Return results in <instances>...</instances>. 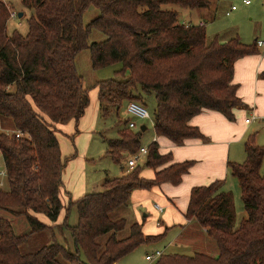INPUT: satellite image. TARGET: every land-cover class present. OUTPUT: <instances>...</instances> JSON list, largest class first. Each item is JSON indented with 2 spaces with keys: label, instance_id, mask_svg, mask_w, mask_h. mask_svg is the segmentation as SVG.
I'll use <instances>...</instances> for the list:
<instances>
[{
  "label": "trees",
  "instance_id": "obj_1",
  "mask_svg": "<svg viewBox=\"0 0 264 264\" xmlns=\"http://www.w3.org/2000/svg\"><path fill=\"white\" fill-rule=\"evenodd\" d=\"M210 2L21 0L24 8L33 11L24 35L19 30L9 34L13 12L0 0V151L7 179L0 186V210L25 216L32 233L48 227L36 214L58 220L68 159L62 153L57 125L78 122L90 104L76 68V56L86 48L94 69L123 65L116 78L97 85L105 116L113 111L119 114L125 105L139 101L136 92L141 88L156 94V136L176 145L205 138L191 125L205 109L233 120L234 109L242 104L239 86L233 82L235 64L260 53L258 41L246 44L239 37L210 41L206 27L180 24L176 11L162 8L199 9ZM90 7L100 14L85 26L83 16ZM94 29L107 39L89 45ZM131 120L125 122L119 137L109 141V155L127 154L129 159L144 147L142 132L129 127ZM147 148L144 167L138 163L119 177L105 179L101 191L71 202L78 212V223L69 226L76 252L56 243L24 254L21 246L28 235H18L12 221L0 216V264H65L61 257L68 264H116L140 246L163 239L165 233L147 235L140 223L129 226L126 219L112 218L114 211L130 204L134 190L179 185L193 166L192 161L172 162L173 155L161 154L157 141ZM245 151L243 163H229L246 212L239 226L232 194L221 191L220 181L193 188L185 214L217 243L218 255L163 253L155 264H264V146L250 136ZM144 168L155 170V177L144 178ZM128 226L129 235L120 237Z\"/></svg>",
  "mask_w": 264,
  "mask_h": 264
},
{
  "label": "rangeland",
  "instance_id": "obj_2",
  "mask_svg": "<svg viewBox=\"0 0 264 264\" xmlns=\"http://www.w3.org/2000/svg\"><path fill=\"white\" fill-rule=\"evenodd\" d=\"M6 1L9 3L8 6L11 8L12 12L17 14L16 18L9 22V34H12L15 30H19L24 35L28 34L29 19L32 17L33 11L24 8L21 0ZM210 1L208 7L199 9H189L178 5H164L162 8L164 10L176 11L180 24H198L201 19L206 20V30L210 41H212L215 36H219L218 38L223 42L229 41L235 37H239L242 42L246 44H253L256 39L264 41V34L261 33V28H264V0H250V4H246L245 0ZM234 6L237 7V9L232 11ZM228 12H230L229 15ZM21 13H23V16H20ZM99 14L98 9L90 7L83 16L84 25L87 26L97 18ZM105 39H107V36L104 33L94 29L89 35L88 43L91 45L93 43L102 42ZM76 68L83 79L84 90L90 97V104L88 113L81 122V125L78 127L75 125V131L72 133L76 136V129L80 131L77 136L78 141L74 142L69 136H61L60 144L62 153L69 161L66 168L71 162L67 168V172L69 174L74 172L79 173L80 169L81 172L86 174L90 184L95 181V184L99 185L97 188H95V185L91 186V189L88 191L92 193L101 191V185L106 177L116 178L121 176L124 171H129L128 167L122 170V165L128 162L127 154L122 158L113 157L108 154L109 141L119 137L120 131L125 128V122L128 119L135 120L138 124L139 127L136 129V132H142V146L148 147L154 142L156 136L155 111L157 108V99L154 92L147 93L141 88H138L136 92L140 98V100L136 102L149 111L151 115L150 119L142 120L130 116L126 112L127 105L118 112L119 114L113 111L110 115L105 116L102 106L98 102L97 85L102 81L116 78V72L122 69L123 65L115 64L101 69H94L91 61V51L89 48H86L77 54ZM143 125L147 127L146 131L141 130V126ZM250 136H253L258 145L264 146V120L254 123L250 134L243 142L244 148ZM80 159L81 162L83 161L82 163L79 162ZM144 162L145 158L139 162V165L144 167ZM4 168V159L0 151V177L6 182L7 179H5V176H1V172L4 171ZM142 172H148L147 168H144ZM262 173H264V163ZM226 189H229L232 194L235 210V224L239 226L242 219L246 217V212L237 178L230 175L226 184ZM143 200V197H131L130 204L114 211L112 213V218L114 220L126 219L129 226L133 223H140L143 227V231L146 229L145 232L148 234L153 231L148 229L150 224L156 225L158 222L164 221L165 224L157 228H159V233H167V235L158 242L140 246L133 253L121 259L118 262L119 264H126L131 261L132 264H155L158 261L156 258L152 261H148L146 257L147 254L155 255L157 251H163V253L167 254L177 253L189 256H193L197 253L213 256L218 252L217 243L202 231L197 221H195L190 230L185 231L181 235L179 233L181 230L179 226L169 230L168 228L171 226L167 223L164 213L155 211V204L157 202L160 203L158 198H153V200L147 202H142ZM0 216L9 218L12 221L18 235H28L27 240L21 246V252L24 254L37 252L43 247L56 243L64 245L71 252H76L77 250L70 228L78 223V212L76 207L69 208L63 226H49V223H46L48 227L39 229L34 233H32L33 226L25 216H16L12 212L5 210H0ZM129 226L125 231L119 234L120 237L129 235ZM106 237H104V239ZM174 237H179V241H177L172 248H168L167 246L171 238ZM82 257L85 259L84 254ZM60 260L68 264L64 258L61 257Z\"/></svg>",
  "mask_w": 264,
  "mask_h": 264
},
{
  "label": "crops",
  "instance_id": "obj_3",
  "mask_svg": "<svg viewBox=\"0 0 264 264\" xmlns=\"http://www.w3.org/2000/svg\"><path fill=\"white\" fill-rule=\"evenodd\" d=\"M4 1L9 5L6 0ZM15 18L16 17H12L11 20ZM202 23H205V27L207 26V21L203 19H201L198 24L189 23L186 25H200ZM261 29V33L264 34V28L262 27ZM259 50L260 53L246 56L238 60L235 64L233 82L239 86L238 96L242 100V104L234 109L233 120H229L220 112L205 109L191 121L192 126L200 129L201 133L205 136L204 139H188L184 144L176 145L164 137L155 136L154 138V141L159 143L161 154L165 155L171 153L173 155L172 162H193V166L190 168L189 172L184 175L179 185L164 183L154 187L152 190L136 189L132 193V197H143L144 200L142 202L158 198L160 203L157 202L155 204V211L164 213L167 223L171 226L168 228L169 230L179 226L181 229L179 233L182 235L185 231L190 230L195 223V220H188L185 216L189 207L193 188L208 186L216 181H220L222 182L221 191L230 192L229 189H226V184L230 175H232L229 163H243L246 160L247 154L243 142L250 134L254 123L264 120V46L259 47ZM88 108L89 106L86 108L84 116H82L78 122L73 120L66 125H58L59 140H61V136H69L74 142L78 141L77 136L80 131L76 129V136L72 133L75 131V125L77 127L81 125V122L88 113ZM253 116H255L256 119L251 123H246V120ZM146 130L147 127L144 131ZM79 162H81V159ZM70 164L71 162L68 164V167ZM122 166V170L127 168V164ZM67 168L64 170V184L60 190L63 209L58 220L52 222L44 214L35 215V217L44 224L49 223V226H63L67 218V212L69 208H71V202L89 193L90 191L88 190L91 189V186L95 185V188L99 186L95 184V181L90 184L86 174L81 172L80 169L79 173L74 172L69 174ZM147 170L148 172H143V177L153 179L156 174L155 170ZM107 178L109 177L105 179ZM156 205L161 206L163 210L160 211ZM163 222H158L156 225L150 224L148 229L153 230L152 232L154 233L150 232L149 234H163L159 233V228H157L158 226H163L165 224V222ZM145 230L146 229H144V233L149 235ZM202 231L207 235L206 230L202 229ZM165 234L167 235V233ZM178 238H171L167 247L172 248L173 245L179 241ZM217 255L218 253L216 252L214 256ZM131 262H127L126 264H132ZM116 264L119 263L117 262Z\"/></svg>",
  "mask_w": 264,
  "mask_h": 264
},
{
  "label": "built area",
  "instance_id": "obj_4",
  "mask_svg": "<svg viewBox=\"0 0 264 264\" xmlns=\"http://www.w3.org/2000/svg\"><path fill=\"white\" fill-rule=\"evenodd\" d=\"M245 3L246 4H250V0H245ZM237 7H233L232 8V11L236 10ZM230 14V12L228 13V15ZM12 17H16V14L15 13H12ZM190 26V25H188ZM199 26L201 27H205V23H202L200 24ZM258 46L259 47H262L264 46V41L262 40H259L257 42ZM126 112L127 114H129L130 116L134 117V118H139V119H142V120H146V119H150L151 118V115L149 113V111L144 108L142 105L138 104L137 102L133 101V102H130L128 105H127V108H126ZM256 119L255 116L251 117V118H248L246 120V123H251L253 122L254 120ZM129 127L132 128V129H137L139 126L138 124L136 123L135 120H131L130 121V124H129ZM2 127L0 125V131H1ZM18 137H20V134H17ZM148 154V148L147 147H142L141 150L136 153V154H131L129 156V159H128V162H127V167L129 169H133L134 167L137 166V164ZM1 176H5L6 177V172L5 171H2L1 172ZM4 185V181L3 179H1V182H0V186H3ZM156 207L162 211L163 208L159 205H156ZM163 255V252L161 251H157L155 253V255H150L148 254L146 259L148 261H152L154 260L155 258H159Z\"/></svg>",
  "mask_w": 264,
  "mask_h": 264
},
{
  "label": "water",
  "instance_id": "obj_5",
  "mask_svg": "<svg viewBox=\"0 0 264 264\" xmlns=\"http://www.w3.org/2000/svg\"><path fill=\"white\" fill-rule=\"evenodd\" d=\"M20 16H23V13H21ZM145 129H146V126L145 125L141 126V130L142 131H144Z\"/></svg>",
  "mask_w": 264,
  "mask_h": 264
}]
</instances>
